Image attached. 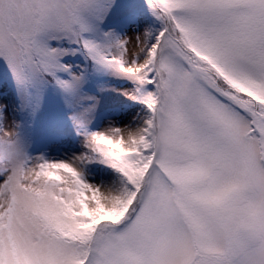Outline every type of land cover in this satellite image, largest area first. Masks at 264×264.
Listing matches in <instances>:
<instances>
[{"label":"snow or ice","instance_id":"snow-or-ice-1","mask_svg":"<svg viewBox=\"0 0 264 264\" xmlns=\"http://www.w3.org/2000/svg\"><path fill=\"white\" fill-rule=\"evenodd\" d=\"M0 264H264V0H0Z\"/></svg>","mask_w":264,"mask_h":264}]
</instances>
